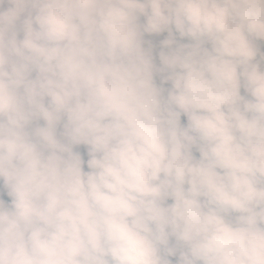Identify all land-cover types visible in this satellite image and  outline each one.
<instances>
[{
    "label": "clouds",
    "instance_id": "obj_1",
    "mask_svg": "<svg viewBox=\"0 0 264 264\" xmlns=\"http://www.w3.org/2000/svg\"><path fill=\"white\" fill-rule=\"evenodd\" d=\"M0 264H264V0H0Z\"/></svg>",
    "mask_w": 264,
    "mask_h": 264
}]
</instances>
